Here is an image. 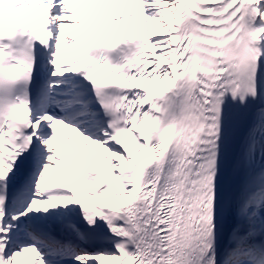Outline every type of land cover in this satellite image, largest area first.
Segmentation results:
<instances>
[{
  "label": "snow or ice",
  "instance_id": "6c2138e0",
  "mask_svg": "<svg viewBox=\"0 0 264 264\" xmlns=\"http://www.w3.org/2000/svg\"><path fill=\"white\" fill-rule=\"evenodd\" d=\"M0 264H264V0H0Z\"/></svg>",
  "mask_w": 264,
  "mask_h": 264
},
{
  "label": "bare ground",
  "instance_id": "6f19581e",
  "mask_svg": "<svg viewBox=\"0 0 264 264\" xmlns=\"http://www.w3.org/2000/svg\"><path fill=\"white\" fill-rule=\"evenodd\" d=\"M67 134L71 135L73 137V139H76L75 133L68 132Z\"/></svg>",
  "mask_w": 264,
  "mask_h": 264
}]
</instances>
